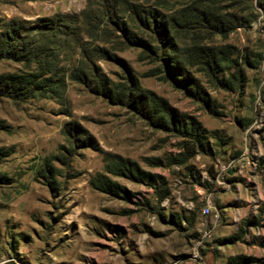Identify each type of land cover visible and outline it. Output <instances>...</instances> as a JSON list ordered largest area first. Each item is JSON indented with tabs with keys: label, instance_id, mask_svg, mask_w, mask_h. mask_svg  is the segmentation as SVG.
<instances>
[{
	"label": "rangeland",
	"instance_id": "374dc122",
	"mask_svg": "<svg viewBox=\"0 0 264 264\" xmlns=\"http://www.w3.org/2000/svg\"><path fill=\"white\" fill-rule=\"evenodd\" d=\"M154 11L196 93L164 72L165 44L141 20ZM58 16L77 22L37 38L60 53L62 96L0 93V264H264V0H0V32ZM95 47L113 55L87 53L108 87L134 76L200 123L202 143L76 78L91 63L83 49ZM35 72L33 62L0 60V76ZM114 157L152 180L108 173ZM47 161L56 190L41 174ZM98 177L122 190L94 188Z\"/></svg>",
	"mask_w": 264,
	"mask_h": 264
},
{
	"label": "trees",
	"instance_id": "16d2710c",
	"mask_svg": "<svg viewBox=\"0 0 264 264\" xmlns=\"http://www.w3.org/2000/svg\"><path fill=\"white\" fill-rule=\"evenodd\" d=\"M154 13L141 17V20L146 26H148L150 20H153L155 25L154 30L159 35L160 41L165 44L166 50L162 51L161 55L164 72L168 77L172 78L176 85L184 86L185 90L189 93H196L197 91L193 88L194 84L190 83L194 78L186 70L188 61L185 60V55L180 51L174 39L170 37L171 29L167 19L157 11H154ZM157 14H159L158 17L156 16ZM74 20L77 22V17L58 16L45 20L40 24H30L13 20L2 25L3 29L0 32V60L33 62L37 64L38 72L0 76V93L12 97H26L28 95H34L36 92H43L50 96H62L63 91H61V86H63V81L60 79L61 72L58 67L60 53L59 51L53 50L50 46H39L37 36L45 34L41 29H44V31L53 29L55 26H62L64 23L69 25L68 22H73ZM123 24L126 26V23ZM124 31L130 42L142 44L158 56L157 51L160 50L159 48L155 49V47L143 39L138 38V35L134 34L129 27H125ZM162 36H165V39H162ZM40 43L42 44V40H40ZM87 53L91 57L92 55L95 56L96 53L101 56L102 53L113 56L107 50L99 47H95L90 52L89 50L83 49L84 60L88 59L89 62H91V59ZM94 64L91 62L86 67L87 69L79 71V74L76 72V78L81 79L79 75L83 74L86 81L94 83L93 90L95 92L106 95L109 99L119 104L131 106L141 112V114L151 118L154 123L164 128H171L180 134L189 135L196 142L202 143V140L206 136V130L203 129L200 123L194 120L189 122L184 116L175 114L164 99H160L154 93L142 89L134 76L129 78L131 86L118 84L116 85V89L108 87L107 80L98 78ZM212 64V66L208 65V67L216 70L220 67L221 63L217 59H214ZM85 141L86 138L84 137L82 142ZM107 171L115 176H135L140 179L143 178L144 180H152L151 176L143 172L137 164L122 159L121 157H114L107 166ZM54 173L55 169L52 163L47 161L45 168L41 170V174L47 179L48 186L56 190L58 188V182L55 179ZM92 186L98 190H104L110 193H116L118 190H122L118 183L106 177L94 179ZM249 261L243 257H235L229 261V264H248Z\"/></svg>",
	"mask_w": 264,
	"mask_h": 264
},
{
	"label": "built area",
	"instance_id": "2783aa9c",
	"mask_svg": "<svg viewBox=\"0 0 264 264\" xmlns=\"http://www.w3.org/2000/svg\"><path fill=\"white\" fill-rule=\"evenodd\" d=\"M205 212L208 214L210 212L209 208L205 209Z\"/></svg>",
	"mask_w": 264,
	"mask_h": 264
}]
</instances>
